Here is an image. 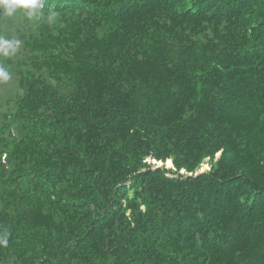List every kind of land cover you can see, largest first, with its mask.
<instances>
[{
	"label": "trees",
	"instance_id": "1",
	"mask_svg": "<svg viewBox=\"0 0 264 264\" xmlns=\"http://www.w3.org/2000/svg\"><path fill=\"white\" fill-rule=\"evenodd\" d=\"M0 70V264H264V0H0Z\"/></svg>",
	"mask_w": 264,
	"mask_h": 264
},
{
	"label": "rangeland",
	"instance_id": "2",
	"mask_svg": "<svg viewBox=\"0 0 264 264\" xmlns=\"http://www.w3.org/2000/svg\"><path fill=\"white\" fill-rule=\"evenodd\" d=\"M9 79H10V78H8L7 81H6V86H7L8 84L10 85V80H9ZM12 81H13V83H14V85H15L16 83H15L14 78H13ZM1 83H2V82H0V84H1ZM0 89H3V88L0 87ZM5 89H6V88H5ZM0 93H1V90H0ZM0 112H2L1 103H0ZM220 154H221V153H218L216 157L219 158V157H220ZM205 161H206V162L203 163V165H202L200 171H201V170H208V169H210V164L207 162V160H205ZM152 163L155 164L154 162H152ZM165 163H166V162H165ZM200 171H199V172H200Z\"/></svg>",
	"mask_w": 264,
	"mask_h": 264
},
{
	"label": "water",
	"instance_id": "3",
	"mask_svg": "<svg viewBox=\"0 0 264 264\" xmlns=\"http://www.w3.org/2000/svg\"><path fill=\"white\" fill-rule=\"evenodd\" d=\"M170 161H171L172 164H169L168 161L166 162V167H168V168L171 167V166H173V162H172V160H170ZM153 162L158 164L157 167L163 165V162H162V161H156V160H153ZM203 171H204V170H201L200 172H203ZM182 172H185V170H182Z\"/></svg>",
	"mask_w": 264,
	"mask_h": 264
},
{
	"label": "bare ground",
	"instance_id": "4",
	"mask_svg": "<svg viewBox=\"0 0 264 264\" xmlns=\"http://www.w3.org/2000/svg\"><path fill=\"white\" fill-rule=\"evenodd\" d=\"M168 163H169V164H172L170 160H168Z\"/></svg>",
	"mask_w": 264,
	"mask_h": 264
},
{
	"label": "clouds",
	"instance_id": "5",
	"mask_svg": "<svg viewBox=\"0 0 264 264\" xmlns=\"http://www.w3.org/2000/svg\"><path fill=\"white\" fill-rule=\"evenodd\" d=\"M0 71H2V70H0ZM6 75H7V74L5 73V77H6Z\"/></svg>",
	"mask_w": 264,
	"mask_h": 264
}]
</instances>
